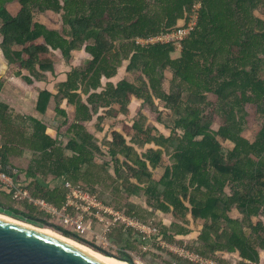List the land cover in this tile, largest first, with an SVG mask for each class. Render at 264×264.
<instances>
[{
  "label": "trees",
  "instance_id": "obj_1",
  "mask_svg": "<svg viewBox=\"0 0 264 264\" xmlns=\"http://www.w3.org/2000/svg\"><path fill=\"white\" fill-rule=\"evenodd\" d=\"M13 3L20 5L15 15L8 9ZM263 6L264 0H0L1 51L29 85L54 72L52 53L59 51L68 60L73 52L89 56L86 64L67 73L56 95L39 93L37 110L44 114L53 100L55 112L65 119L60 138L51 136L42 120L14 116L0 102V163L10 168L12 159L31 153L23 169L32 179L28 189L57 208L65 203L66 189L63 183L46 186L43 180L49 177L82 185L106 205L111 204L104 199L109 189L112 197H143L153 211L178 221L159 226L168 243L189 236L190 223L200 222L197 243L190 248L196 256L217 261L220 254H238L239 264H259L264 251V18L254 11ZM48 12L61 15L62 31L36 21L35 14ZM192 21L178 42L139 41ZM177 45L180 54L174 57ZM126 61L136 78L116 83ZM167 69L172 72L168 91ZM133 99L156 112L157 102L163 103L159 112H168L169 119H158L170 135L141 113L99 144L89 124L97 116L102 131L100 123L107 117L129 118ZM64 101L72 115L62 108ZM253 129L254 138H247ZM165 157L170 163L157 181L153 176ZM12 177L18 180L19 173ZM0 207L48 224L33 205L27 204L25 212L15 208L2 189ZM115 207L143 224L153 216L132 202ZM234 212L239 218L231 217ZM115 230L122 236L118 241L126 243L122 251L135 250L123 239L131 231ZM121 258L131 260L125 253ZM172 258L177 264H194Z\"/></svg>",
  "mask_w": 264,
  "mask_h": 264
},
{
  "label": "rangeland",
  "instance_id": "obj_2",
  "mask_svg": "<svg viewBox=\"0 0 264 264\" xmlns=\"http://www.w3.org/2000/svg\"><path fill=\"white\" fill-rule=\"evenodd\" d=\"M8 9L12 14H17L18 9H20V5L18 6V3H13L8 5ZM255 14L259 17L264 18V6L259 8L258 10L254 11ZM35 19L36 21H39L41 23H44L51 29H56L59 31H62L63 29V24H62V17L59 14H55L52 12H48L45 14H35ZM194 22V21H192ZM0 42H1V37H0ZM177 50L172 53V56L177 57L180 54V45H177ZM1 51H0V61H1ZM51 59L54 63V72H47L45 74V77L43 79V83H33L32 85H29L22 76H18L17 73L18 71H21L19 66L16 65H2L0 62V102H4L9 105L11 113L16 116V115H24V116H29L32 115L35 112H38L39 116L43 117L45 119V122H47L48 130L50 133H52L55 137L58 136V129L61 127V125L64 123V118L58 115L55 112V103L52 100L47 108V111L42 114L37 110V101H38V96L40 91L50 89V91H56L58 88L59 83L62 82V80L66 79L67 73L71 71L74 67L80 66L83 64H86V62L89 59V56L85 52H73L72 53V58L68 60L67 58H64L62 56V53L57 51L56 53H52ZM130 61H126L124 66L119 70L117 76L113 79L116 83L121 81L122 79L128 78L130 80H134L136 78L135 75L130 74L127 71L128 65H130ZM23 75H29L28 71L22 70ZM166 83H165V89L168 91L169 89V81L172 78V72L167 69L166 70ZM43 88V89H42ZM158 105V112L153 110L148 104H145L143 101L136 100L134 103L132 102L129 106V109L131 111V115L129 118L124 117V115H119L116 118H110L107 117L104 119L102 123H100V126L103 128L102 131H99L97 129V125L99 123L97 116L94 118V121L89 124V131L93 132L96 136V138L99 140V144H104L108 139H110L111 134L115 130H121L123 127V122H128L131 123L134 118H136L139 114L143 113L149 118V124L152 126H155L159 129V132L161 133H166V135H170L169 129H166L164 124L161 123L162 121L158 118H162L163 122L168 121V112L163 111L162 113L159 112L160 110H163V103L157 102ZM62 107H65V104L63 103ZM116 109H119V106L115 105ZM65 109V108H64ZM67 112H69L70 115H72V108L67 106ZM105 110L100 112V115H104ZM161 115H160V114ZM20 115V116H22ZM171 118V117H170ZM218 127L215 126L214 129H217ZM256 129V128H255ZM250 130L248 131L245 136L247 138L253 139L256 130ZM60 138V137H59ZM3 145V142L0 139V147ZM105 151H107L106 147H103ZM231 146L228 144L226 145L225 149L229 150ZM32 155L29 152H25L21 157H17L12 159V163H14L13 166L9 168V173L11 174V177L13 174L19 173V179H12L21 182V184L24 187L29 186V182L32 181L31 178L25 177L26 174L24 172V168H26L29 164V161L31 160ZM106 160H110V158H107ZM169 158L165 157L162 165L155 171V176L154 179H157L159 181L164 173H165V168L169 164ZM22 170V171H21ZM112 170V169H111ZM25 175V176H24ZM18 182V183H19ZM44 184L48 187H55V186H60L62 183V180H53L52 177H49L46 181L43 180ZM2 183V182H1ZM0 183V189L5 190V187L3 184ZM26 183V184H25ZM28 188V187H27ZM8 193V192H7ZM111 189H109L106 193V199L108 206H111L117 210L115 206H124L125 203L127 202H132L137 204V206H140L144 208L146 211L150 212L153 216L151 221L146 223L149 224L151 229L153 230L152 233V242L149 243L148 246H145L142 244V242H138L137 239H141V235L138 234L136 231H131L129 235L126 237H123V239L127 240L132 246H134L135 250H130V249H125L124 251L123 248L125 247L126 243H120L118 240L122 238L121 233L119 231H114L110 235H105L104 239H107L110 247L107 249H104L102 247H98L101 249L103 252L114 255L116 257L121 258V255L127 254L131 260L135 264H177L176 262L173 261L172 257H177L181 260H186L184 259L186 254H190L191 256H196L194 253H192L190 248L197 243L198 236L200 234V230L202 229V223H193L191 222L188 228L191 230V234L185 238H182L181 240L177 241L176 243H168L167 241L163 240L162 237L160 236V230L159 226H165V227H170L174 223H178L171 215H164L159 212L153 211L151 208H149L146 204V199L143 197H127L126 194L120 195L121 198L118 197H112L111 196ZM97 196V195H96ZM98 197V196H97ZM13 202H15L13 204ZM12 205H17L14 206L21 212H25L26 210V205L28 204L27 202H17L13 201ZM103 202V201H102ZM105 204V203H104ZM106 205V204H105ZM125 212V209L119 210ZM0 214L14 218L16 220L19 219V221L35 225V227H40L42 229H47L52 231L53 233L61 234L65 236L62 230H66L71 232L72 229L68 227L67 229H64L61 224L58 221H55L49 217H47V223L48 224H43L38 221H33L30 219L25 218L22 214H17L13 212H9L8 209L0 207ZM232 218L237 219L239 218L238 214L236 212L232 213L231 215ZM254 223H258V219L253 220ZM150 229V230H151ZM151 230V231H152ZM123 232V231H122ZM148 232V231H147ZM74 234V233H73ZM77 236L76 237H69L72 238L73 240L89 247V249L93 250L96 253H99L105 257L107 255L105 253H100L95 251L93 248L90 247V244L94 245V242H96V238L92 233H89L86 236H79L77 234H74ZM60 236V235H59ZM86 242V243H85ZM128 243V244H129ZM96 246V245H95ZM144 249H147L145 251ZM216 260L214 262L216 264H239L240 262L237 261V259L234 257V255L230 254H220L216 257ZM213 261V260H212ZM223 262V263H219Z\"/></svg>",
  "mask_w": 264,
  "mask_h": 264
},
{
  "label": "built area",
  "instance_id": "obj_3",
  "mask_svg": "<svg viewBox=\"0 0 264 264\" xmlns=\"http://www.w3.org/2000/svg\"><path fill=\"white\" fill-rule=\"evenodd\" d=\"M195 22L182 27L171 33L160 34L149 39H139L140 42L156 41H180L183 39ZM9 168H4L0 163V183L11 195L13 201L27 202L36 207L43 215L58 221L64 229L70 227L71 233L81 237L92 233L96 242L94 245L107 249L110 247L105 235H110L116 229L126 231H136L141 235V242L148 246L152 242L153 230L149 224H143L136 219L130 218L123 211H119L111 206L105 205L95 194L87 191L82 185L73 184L70 181H62L66 189L65 203L61 208L42 198H34L29 189L24 187L21 182L12 180ZM19 182V183H18ZM152 231H151V230ZM148 231V232H147ZM147 251V249H144ZM187 261L194 264H216L212 260H205L198 256L186 254Z\"/></svg>",
  "mask_w": 264,
  "mask_h": 264
},
{
  "label": "water",
  "instance_id": "obj_4",
  "mask_svg": "<svg viewBox=\"0 0 264 264\" xmlns=\"http://www.w3.org/2000/svg\"><path fill=\"white\" fill-rule=\"evenodd\" d=\"M127 264H135L107 254ZM0 264H106L84 250L0 214Z\"/></svg>",
  "mask_w": 264,
  "mask_h": 264
},
{
  "label": "bare ground",
  "instance_id": "obj_5",
  "mask_svg": "<svg viewBox=\"0 0 264 264\" xmlns=\"http://www.w3.org/2000/svg\"><path fill=\"white\" fill-rule=\"evenodd\" d=\"M6 217H7V216H6ZM8 218H11V217H8ZM11 219H13V220H15V221H18V222H20V223H22V224H25V225H27V226H29V227H34L35 229H38V230H40L41 232H44V233H46V234H49V235H51V236H53V237H56V238L62 240V241H65V242H67V243H69V244H71V245H74V246H76V247H78V248L84 250L86 253H88V254H90V255H92V256H94V257H96V258L102 260V261L105 262L106 264H127V263H124V262H120V261H118V260H116V259H114V258L104 257V256L100 255L99 253H96V252H94L93 250L89 249V247H87V246H85V245H83V244H80V243H78L77 241H74V240H72V239H69V238H67V237H65V236H63V235H61V234H58V235H57V233L55 234V233H53V232H50V231L47 230V229H42V228H40V227H35V225L33 226V225H31V224H28V223H25V222L19 221V219H18V220L14 219V218H11ZM59 235H60V236H59Z\"/></svg>",
  "mask_w": 264,
  "mask_h": 264
},
{
  "label": "crops",
  "instance_id": "obj_6",
  "mask_svg": "<svg viewBox=\"0 0 264 264\" xmlns=\"http://www.w3.org/2000/svg\"><path fill=\"white\" fill-rule=\"evenodd\" d=\"M18 6H19V4H18ZM20 11V9H18V12ZM17 12V13H18ZM0 51H1V48H0ZM82 52V51H81ZM84 52V51H83ZM1 54H2V57H1V64L2 65H6V64H8V65H10L9 63H8V61L4 58V56H3V53H2V51H1ZM11 66H13V65H11ZM66 79H67V76H66ZM66 79H64V80H62V82L63 81H65ZM43 81V80H42ZM42 81H35L34 82V84L37 82H41V84L43 83ZM33 84V85H34ZM43 89V88H42ZM45 89V88H44ZM43 89V90H44ZM47 90H49L50 91V89H47ZM57 90H58V88H57ZM52 91V93L54 94V95H56L57 93H58V91ZM51 92V91H50ZM134 101L136 102V99H133L132 100V102L134 103ZM131 102V103H132ZM64 104H65V107H62V108H65V109H67V101H64L63 102ZM63 103H62V105H63ZM55 108V107H54ZM20 115H22V114H20ZM22 116H24V115H22ZM29 116H32V117H35V118H38V119H40V120H42L44 123H46L47 124V122H45V119L41 116H39V114H38V112H35V113H33L32 115H29ZM49 129V128H48ZM117 131H119V130H117ZM48 133L51 135V136H53V137H55L52 133H50L49 132V130H48ZM25 176V175H24ZM26 178H27V176H25ZM28 179V178H27ZM31 182L32 181H30L29 182V185L31 184ZM26 184V183H25ZM28 187V186H27ZM5 192H7L6 190H4ZM12 202H13V200H12ZM15 202H13V204H14ZM16 204V203H15ZM17 205H19V204H17ZM17 205H14V206H17ZM254 225H256V224H254ZM137 241L139 242V239H137ZM230 255H234V257L237 259V261H239V262H241L242 260L239 258V255L238 254H230ZM259 264H264V251H261L260 252V263Z\"/></svg>",
  "mask_w": 264,
  "mask_h": 264
},
{
  "label": "flooded vegetation",
  "instance_id": "obj_7",
  "mask_svg": "<svg viewBox=\"0 0 264 264\" xmlns=\"http://www.w3.org/2000/svg\"><path fill=\"white\" fill-rule=\"evenodd\" d=\"M50 231V230H49ZM50 232H52V231H50Z\"/></svg>",
  "mask_w": 264,
  "mask_h": 264
}]
</instances>
